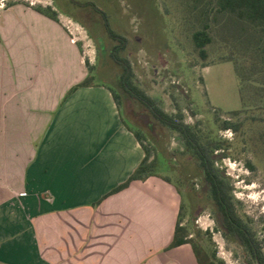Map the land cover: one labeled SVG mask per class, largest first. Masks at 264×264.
I'll return each mask as SVG.
<instances>
[{
	"label": "crops",
	"instance_id": "1",
	"mask_svg": "<svg viewBox=\"0 0 264 264\" xmlns=\"http://www.w3.org/2000/svg\"><path fill=\"white\" fill-rule=\"evenodd\" d=\"M65 26L0 9V264H198L169 247L180 202L159 177L122 184L144 157ZM177 194V193H176Z\"/></svg>",
	"mask_w": 264,
	"mask_h": 264
},
{
	"label": "rangeland",
	"instance_id": "2",
	"mask_svg": "<svg viewBox=\"0 0 264 264\" xmlns=\"http://www.w3.org/2000/svg\"><path fill=\"white\" fill-rule=\"evenodd\" d=\"M73 1L93 2L107 14L110 26L127 39L122 55L132 65L134 82L157 99L165 111L173 112L178 105L184 112L185 121L196 124L201 133L210 132L232 141L237 135L230 129L219 130L215 113L218 112L223 119L229 117L232 120L235 117L228 114L229 111L242 110L237 118L247 119L255 114L248 107L243 108L246 104L241 96L240 78L234 63L217 61L219 56L228 54V50L209 46L208 57L202 59L194 48L188 31L195 22L193 20L199 21L200 18V12L195 15L196 10L192 8L195 0ZM9 2L50 6L56 10L58 20L93 66L90 72L92 80L118 90L116 78L120 68L106 53L113 41L100 31L99 15L91 6H76L70 0H0V9ZM146 112L139 103L122 99L124 120L143 131L145 143L154 146L152 153L158 157L159 172L171 179L173 193L182 203V224L187 226L190 236L207 254L215 250L216 258L222 260V264H249L246 251L215 230L212 202L199 190L200 177L195 159L180 152L175 132L154 119L150 120ZM148 121L150 126L146 125ZM244 129L247 131L250 128L246 125ZM240 137L241 133L237 140ZM229 152L231 156L225 158L221 165L233 181L237 211L249 222L258 239H262L264 159L240 142ZM247 159L255 166L254 170L246 168L244 161Z\"/></svg>",
	"mask_w": 264,
	"mask_h": 264
},
{
	"label": "trees",
	"instance_id": "3",
	"mask_svg": "<svg viewBox=\"0 0 264 264\" xmlns=\"http://www.w3.org/2000/svg\"><path fill=\"white\" fill-rule=\"evenodd\" d=\"M76 6H91L99 15L100 31L113 41L108 45L106 53L112 63L119 68L116 78V90L107 85L117 105L123 124L131 131L144 151V157L134 168L128 178L111 190L119 191L134 180H145L149 177H159L171 183L168 176L159 172V160L153 154L154 146L145 143L146 137L141 129L134 128L127 123L121 113L122 99L127 98L139 103L146 109L148 118L176 133L180 144V152L189 154L198 165L200 187L202 194L208 196L212 202L215 230L246 251L249 264H264V238L258 239L255 231L237 211L233 192V181H230L224 167L221 165L225 158H229V149L236 143L248 146L256 155L264 159V0H195L193 10L195 15L200 12L199 21H195L188 31L194 48L202 59L208 57V47L216 45L228 50V54L219 56L217 61H232L240 78L241 96L245 101L243 108L254 112L247 119L237 118L242 110L229 111L231 118H221L215 113V120L219 130H232L237 136L235 140H228L210 132L201 133L196 124L185 121V115L180 106L173 112L165 111L157 99L151 97L133 80L134 71L130 61L122 55L127 39L116 32L109 24L107 14L93 2H76ZM12 3V2H9ZM35 10L45 16L58 21V14L50 6H33ZM196 17V16H195ZM89 75L74 85L69 93L80 86L90 85L93 66L85 59ZM206 64L203 65L205 67ZM247 100V102H246ZM194 114V113H192ZM147 126H150L148 121ZM248 125L249 130L244 127ZM241 133L240 140H237ZM156 138V137H155ZM244 149V147H243ZM246 168L254 170L255 166L249 159L244 161ZM180 195L183 193L178 189ZM182 203L179 206L177 221L169 247L189 244L198 264H222L216 258L215 250L210 254L204 252L195 243L186 225L182 224ZM207 234L209 232H206ZM210 238V234H209Z\"/></svg>",
	"mask_w": 264,
	"mask_h": 264
},
{
	"label": "built area",
	"instance_id": "4",
	"mask_svg": "<svg viewBox=\"0 0 264 264\" xmlns=\"http://www.w3.org/2000/svg\"><path fill=\"white\" fill-rule=\"evenodd\" d=\"M73 38V37H72ZM75 39L73 38V41H74Z\"/></svg>",
	"mask_w": 264,
	"mask_h": 264
}]
</instances>
